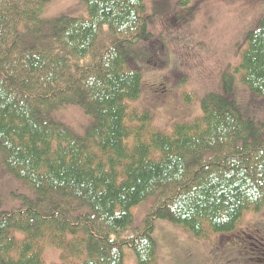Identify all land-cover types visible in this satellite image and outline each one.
<instances>
[{
    "label": "trees",
    "instance_id": "trees-1",
    "mask_svg": "<svg viewBox=\"0 0 264 264\" xmlns=\"http://www.w3.org/2000/svg\"><path fill=\"white\" fill-rule=\"evenodd\" d=\"M51 1L0 0V166L31 193L6 210L0 193V264H44L45 245L70 264H125L126 247L159 264L157 220L234 241L243 213L264 209V124L235 96L239 82L264 100V11L201 115L166 133L129 109L142 79L128 47L152 37L145 0H80L87 18L41 19ZM66 107L87 119L80 130L58 119ZM149 198L134 226L131 208ZM247 232L237 263L264 264V236Z\"/></svg>",
    "mask_w": 264,
    "mask_h": 264
},
{
    "label": "rangeland",
    "instance_id": "rangeland-1",
    "mask_svg": "<svg viewBox=\"0 0 264 264\" xmlns=\"http://www.w3.org/2000/svg\"><path fill=\"white\" fill-rule=\"evenodd\" d=\"M145 2V18L152 37L138 46L128 47V61L141 71L142 79L140 95L129 103V109L147 112L152 127L170 133L176 122L200 116V97L217 89L222 72L236 67L241 58L236 42L251 26L248 24L264 11V0ZM43 9L40 18L45 20L62 14L70 18H87V9L80 0H53ZM108 40L106 38L104 42ZM235 86L242 116L253 117L264 124V100L252 101L244 85L237 82ZM56 115L66 126L77 131L87 123L85 116L73 107H66ZM0 193L4 210L19 207L22 199L31 195L2 166ZM152 202L149 198L131 208L134 226L141 223ZM154 229L159 264H238L248 258L241 256L240 251L251 248L247 240H240L239 233L249 235L247 231H251L264 236V209L243 213L231 243H222V237L214 233L209 234V239L198 240L183 228L160 220ZM14 235L18 239L24 237L20 233ZM123 252V263L137 264L127 247ZM42 256L44 264H70L61 259L58 250L48 245L44 246Z\"/></svg>",
    "mask_w": 264,
    "mask_h": 264
}]
</instances>
